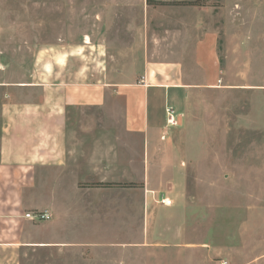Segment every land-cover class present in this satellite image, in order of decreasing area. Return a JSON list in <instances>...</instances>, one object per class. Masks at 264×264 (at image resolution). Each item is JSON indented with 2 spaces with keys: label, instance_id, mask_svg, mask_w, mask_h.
<instances>
[{
  "label": "rangeland",
  "instance_id": "rangeland-1",
  "mask_svg": "<svg viewBox=\"0 0 264 264\" xmlns=\"http://www.w3.org/2000/svg\"><path fill=\"white\" fill-rule=\"evenodd\" d=\"M202 39L219 82L190 92L151 167L120 108L68 114L75 186L50 222L24 224L23 245L0 233V264H264V0H0V82L100 94Z\"/></svg>",
  "mask_w": 264,
  "mask_h": 264
},
{
  "label": "crops",
  "instance_id": "crops-1",
  "mask_svg": "<svg viewBox=\"0 0 264 264\" xmlns=\"http://www.w3.org/2000/svg\"><path fill=\"white\" fill-rule=\"evenodd\" d=\"M212 42L205 47L206 41L199 40L190 53L188 49L185 54L169 52L156 62L146 56L139 84L102 85L100 94L87 83L0 82V233L6 235L4 244L8 248L23 245L24 224L35 223L25 219L24 213L48 210L52 220L60 209L57 202L64 183L73 190L83 152L72 146L67 124L71 111L120 108L122 126L142 138L143 166L151 167L155 149L167 148L171 132L181 123L180 110L190 92L214 88L218 81ZM188 65L193 66L190 72ZM170 112L175 126L168 124ZM160 195L173 204L169 195Z\"/></svg>",
  "mask_w": 264,
  "mask_h": 264
},
{
  "label": "built area",
  "instance_id": "built-area-1",
  "mask_svg": "<svg viewBox=\"0 0 264 264\" xmlns=\"http://www.w3.org/2000/svg\"><path fill=\"white\" fill-rule=\"evenodd\" d=\"M168 124L172 125V126L177 125L176 121L173 118V113L172 112H170V114H169ZM155 202L157 204L163 206V207H169V206L172 205V201L168 197H166L164 195H160L159 197H157ZM23 216H24L25 219L30 220V221L35 222V223L48 222L52 218V215H51V213L48 210L29 211L27 213H24Z\"/></svg>",
  "mask_w": 264,
  "mask_h": 264
},
{
  "label": "bare ground",
  "instance_id": "bare-ground-1",
  "mask_svg": "<svg viewBox=\"0 0 264 264\" xmlns=\"http://www.w3.org/2000/svg\"><path fill=\"white\" fill-rule=\"evenodd\" d=\"M85 43H88V38L86 37V41H85Z\"/></svg>",
  "mask_w": 264,
  "mask_h": 264
}]
</instances>
